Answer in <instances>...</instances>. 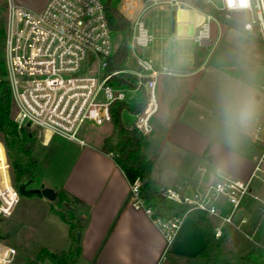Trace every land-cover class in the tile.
Masks as SVG:
<instances>
[{
    "label": "built area",
    "instance_id": "1",
    "mask_svg": "<svg viewBox=\"0 0 264 264\" xmlns=\"http://www.w3.org/2000/svg\"><path fill=\"white\" fill-rule=\"evenodd\" d=\"M8 1L6 17L5 65L11 88L19 128L28 127L67 140L86 144L80 136L88 124L97 126L113 120L115 105L126 102L130 92H143L148 102L141 112L134 113L131 126L144 135L153 131L152 117L158 110L157 84L163 75H190L197 70L178 69L168 66L156 67L154 63L138 54L139 48L148 47L155 39L146 27L144 14L154 7L166 4L175 8V23L178 24L180 7H189L183 0H142L146 4L137 9V0H127L122 11L135 14L132 23L131 49L136 69L109 72L108 60L117 48L114 46L111 29L103 0H48L41 11ZM228 14L249 15L243 25L246 30L257 26L264 45V0H205ZM191 7V6H190ZM202 17L193 35L200 47L212 46V23L220 25L211 13L191 7ZM197 14V13H196ZM129 19V17H128ZM193 23H196L195 21ZM122 75L131 76L122 81ZM130 81V82H128ZM136 102V101H135ZM1 142V141H0ZM2 143V142H1ZM3 147L4 144L2 143ZM0 158V216L12 214L19 199L13 186L10 165ZM114 158V153H111ZM263 157L255 166L247 181L223 177L214 181L205 191H183L161 187V191L173 205L189 204L184 215L164 219L155 216L151 206L141 197L140 182L130 184L129 203L144 210L170 243L192 210H201L217 220L214 227L216 238L223 235L225 225L240 227L245 223V212L239 221L238 211L244 209L251 194L254 180L264 182ZM224 198L230 209L224 212L218 200ZM17 249L0 240V264H13Z\"/></svg>",
    "mask_w": 264,
    "mask_h": 264
},
{
    "label": "crops",
    "instance_id": "2",
    "mask_svg": "<svg viewBox=\"0 0 264 264\" xmlns=\"http://www.w3.org/2000/svg\"><path fill=\"white\" fill-rule=\"evenodd\" d=\"M201 20L202 17L199 16V21ZM216 26L215 37L212 28V48H206L209 52L205 50L204 55H198L204 47L195 51L196 68L194 70L197 71L192 75L191 80H194L192 90L195 93L203 92L201 89L203 82L207 88L206 81L208 77L213 76L212 71L217 69L218 65H221L222 72L227 77L238 76L243 81L248 94L243 100L248 101L251 106V118L242 126L243 131L250 134L252 138L248 141L251 145L248 146L247 153L241 156L229 145H225L222 151L211 150V141L208 143L204 141L198 146L197 138H192L190 133H181L180 136L178 133L176 136L181 124L176 123L174 126L175 122L172 123L169 119L173 113L163 116L161 121L154 122L152 132L156 127L161 126L166 128L164 134L152 137L151 132L148 135L151 144L162 146L152 170V178L160 187L192 192L205 191L210 184L223 177L247 181L261 157H263L261 167L264 169V63H262L264 45L261 37L254 35L251 30H245L247 32L244 31L241 36L234 29L217 24ZM174 33L178 37H190V35L178 34L176 23ZM223 34L232 43L231 46L235 44L238 47L239 56L236 57L228 52V56L223 55L217 65L208 67L209 56L216 44H219L220 36ZM229 51L233 53L232 50ZM161 63L159 61V64ZM194 92L192 91V94ZM192 97L190 96V100L193 99ZM192 103L197 102L195 100ZM200 106L202 110L204 108L206 111L213 112V106L208 107L202 103ZM162 109H167L166 104L158 99V110L155 115ZM129 113L134 118L133 113ZM168 120L169 122L166 123ZM112 126L111 130L103 132L93 141H86L85 145L43 132V151L35 172V177L40 178L41 183L35 185L34 177L33 187L44 185L53 188L57 193L65 190L83 200L89 213V222L81 233L82 255L77 264H185L184 257L200 255L206 248L207 241L203 229L192 216H186L181 228L168 243L151 217L144 210L130 205V183L125 173L117 166L111 153L103 151L105 140L114 133L113 123ZM223 154H230L231 157L228 158H234L235 155L251 163L244 177H231L232 174L218 164L217 160L221 159ZM62 163L64 172L61 180L45 178L47 170L56 173L59 168H63ZM257 181L254 180L253 185L255 184V194L258 196L254 195L253 200H246L244 210L247 221L241 225L246 230L254 228V236L249 238L256 243L264 237V212L261 211L264 205V182L259 180L260 182L256 183ZM43 200L46 201L45 198ZM219 206L224 212H228L229 209L223 204ZM210 218L215 227L218 221ZM68 228L70 235L69 224ZM235 234L236 231L231 225L224 226L222 235L224 241L227 237L232 239ZM248 255L254 258L253 264H259L264 255V248L258 253L249 252Z\"/></svg>",
    "mask_w": 264,
    "mask_h": 264
},
{
    "label": "rangeland",
    "instance_id": "3",
    "mask_svg": "<svg viewBox=\"0 0 264 264\" xmlns=\"http://www.w3.org/2000/svg\"><path fill=\"white\" fill-rule=\"evenodd\" d=\"M46 1L47 0H14L18 5H22L35 11H41ZM103 1L106 3L108 0ZM183 1L191 7L196 8L189 2L185 0ZM111 2L113 6L124 11L123 5L126 4L127 0H111ZM137 2V9H142L146 4L142 0H137ZM190 6L179 8L177 28L178 34L180 35H193L197 26L196 24L200 23L198 16L200 13L194 11ZM203 11L213 14L219 20L221 27L234 29V31L240 33L241 36L246 30L243 23L250 19L249 15L228 14L219 10L216 5L211 3H207V8ZM7 12L8 1L0 0V18L5 22V26ZM128 17L130 20L135 17V14H128ZM175 18V8L169 4H166L163 8L154 7L149 9L144 14L143 20L146 27L154 34L155 39L148 47L139 48V54L151 59L157 67L168 66L178 69L194 70V68H196L194 54L196 49L201 47L193 38L178 37L175 35ZM194 21L196 23H193ZM212 28L214 29L215 37L217 32L215 22L212 23ZM251 32L259 38L261 37L256 25H254ZM112 38L114 46L118 48L121 43V33L114 31ZM231 44L232 43L225 34L221 35L219 44H216L213 48L214 50H212L209 56L208 67L211 65H217L220 62V59L223 58V55L228 56V52L229 54H234L236 57L239 56L238 52L240 50L235 44L232 46ZM205 50L207 49L203 48L202 51L198 52V55H204ZM229 50H232L233 53ZM207 52L209 51L207 50ZM159 61L162 63L159 64ZM262 63H264L263 60ZM220 66L221 65H218V68L212 71L213 76L211 78L208 77L206 81L207 88L205 86L206 84L203 82V88H201L203 92L198 91L195 93L194 90H192L194 80L191 79H193L192 75L194 74L161 75L158 78L156 92L158 99L164 101L168 110L162 109L152 118L151 123L153 125L155 121H161L163 116H169L173 113L172 117H169V119L172 120V123L175 122L174 126L176 123L178 125L181 124L176 136H178V133H180V136L181 133L185 134V132H187L190 133L192 138H197L196 142L198 143V146L200 143H204V141L206 143L211 141V150L222 151V148H224L225 145H229L233 147V149H236L238 152L237 154L241 156L247 153V148L251 145L248 144V141L252 138H250V134L243 131L242 127H239L235 131V144L233 145L229 142L225 130L222 102L224 100L236 101L245 99L248 94H246L247 90L243 85V81L235 75L234 77H227V75L223 74ZM124 68L136 69L135 58L132 51L130 52L129 60ZM124 77L125 79H128L131 76L128 77L124 75ZM129 80L134 82L132 78H129ZM165 80L166 82H164ZM192 91L194 92L193 94ZM143 94V92L137 93L132 91L128 94L126 102L133 106L135 101L137 103V100H142ZM190 96H193L192 98L195 99L197 103L193 104L192 102L195 100H190ZM201 103L208 107L213 106V112L210 110L206 111L204 108L202 110L200 108ZM252 103L254 104V101ZM13 117L16 118L15 106ZM123 118L129 124H132L134 119L128 110L123 112ZM167 122H169V120L166 121V123ZM252 124L255 125L254 122H252ZM112 127V122L100 126L88 124L81 130L80 136L87 142H91L93 139L100 136V134H103V132L111 130ZM34 131H36L38 138V154H41L43 151L44 133L43 131L36 129ZM165 131V127H156L155 131L151 133V136H161ZM110 138H112V145L116 148L118 146V135L113 133ZM0 141L4 144L6 150L7 160L10 165L12 184L18 190V185L25 182V179L19 181L20 174L13 166V160L11 156H9L8 148L1 136ZM1 142L0 158L3 159V164H5V152ZM146 153L150 154V152ZM229 156L230 154H223L222 158L217 160L218 164L228 170L229 174H232L230 175L231 177H244L251 167V163L245 162L235 155L234 158H228ZM22 159L24 163H29V159L25 156H23ZM62 165L63 168H59L61 169V172H59V169L56 173L47 170L45 172L47 175L45 178L55 181L61 180L64 172V164L62 163ZM258 182L260 181L258 180L256 183ZM34 183L35 185H40V178H36ZM254 185H252L251 194L247 197V201L253 200L254 195H257L255 194L256 188H254ZM29 186L33 187V183ZM257 187H259V185H257ZM59 200V198H56L54 201H49L47 199L44 201L42 197L36 195L29 196L20 194L12 214L8 217L0 216V240L14 246L18 251V255L16 254L13 264H55V262L49 257L50 252L58 253L68 251L81 241V237L78 236L81 232H73L70 228L71 234L69 235L68 224H66L67 222L63 220L59 213L61 210L59 207ZM218 203L223 204L226 208L230 209L229 204L224 198H220ZM261 211L264 212V205L262 206ZM231 226L233 230L236 231V234L232 239H230L231 237H227L223 242V254L227 258L233 259L243 257V264H253L255 260L248 254L249 252L258 253L263 250L264 237L256 243L249 238L254 236L253 227L246 230L242 226ZM259 264H264V255L263 258L260 259Z\"/></svg>",
    "mask_w": 264,
    "mask_h": 264
},
{
    "label": "trees",
    "instance_id": "4",
    "mask_svg": "<svg viewBox=\"0 0 264 264\" xmlns=\"http://www.w3.org/2000/svg\"><path fill=\"white\" fill-rule=\"evenodd\" d=\"M199 9H206L205 0H185ZM109 25L113 31L121 33V43L116 52L108 60L107 70L109 72L124 69L129 60L132 42V23L128 17L117 7L113 6L111 0L105 4ZM5 41L6 26L0 18V136L8 148L9 156L20 179L33 180L36 167L41 154H38V138L36 131L28 128H19L14 113V103L11 88L7 80L5 65ZM125 81L124 75L120 77ZM130 82V81H128ZM132 83V82H131ZM148 102V95L143 94L141 101L133 106L127 102H121L113 108L114 133L118 135V146L112 145V138H107L103 147L106 153H114L117 166L125 173L130 184L140 182L141 197L151 206L155 216L171 219L174 216L184 215L189 211L191 205H173L161 191L159 184L152 178V170L157 162L162 146H154L147 136L134 129L131 124L123 120L122 114L125 110L131 113L143 111ZM150 152V154L146 153ZM23 156L29 159V163L23 162ZM59 207L63 220L70 225L73 232H83L89 222V213L86 204L77 196L65 190L58 192ZM192 216L204 231L207 246L202 253L196 257H184L185 264H243V257L233 259L227 258L222 251L224 238H216L214 224L206 212L192 210L188 213ZM82 255L81 241L68 251L49 253V257L55 264H77Z\"/></svg>",
    "mask_w": 264,
    "mask_h": 264
},
{
    "label": "clouds",
    "instance_id": "5",
    "mask_svg": "<svg viewBox=\"0 0 264 264\" xmlns=\"http://www.w3.org/2000/svg\"><path fill=\"white\" fill-rule=\"evenodd\" d=\"M225 130L228 140L235 144V131L251 118V106L246 100H224L222 102Z\"/></svg>",
    "mask_w": 264,
    "mask_h": 264
},
{
    "label": "water",
    "instance_id": "6",
    "mask_svg": "<svg viewBox=\"0 0 264 264\" xmlns=\"http://www.w3.org/2000/svg\"><path fill=\"white\" fill-rule=\"evenodd\" d=\"M31 183H32V179L20 183L18 185V192L21 195H29V196L36 195L45 198L49 201H54L57 198L58 193L53 188L45 187L44 185H41L40 187H29ZM244 212H245L244 209L238 211L235 215V220L239 221L241 216L244 214ZM78 236L81 237V233H79Z\"/></svg>",
    "mask_w": 264,
    "mask_h": 264
},
{
    "label": "flooded vegetation",
    "instance_id": "7",
    "mask_svg": "<svg viewBox=\"0 0 264 264\" xmlns=\"http://www.w3.org/2000/svg\"><path fill=\"white\" fill-rule=\"evenodd\" d=\"M30 187V186H29Z\"/></svg>",
    "mask_w": 264,
    "mask_h": 264
}]
</instances>
